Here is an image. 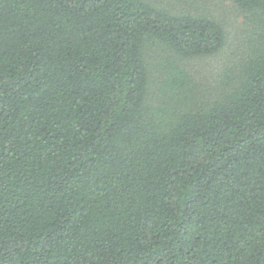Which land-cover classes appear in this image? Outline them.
<instances>
[{
    "label": "trees",
    "instance_id": "16d2710c",
    "mask_svg": "<svg viewBox=\"0 0 264 264\" xmlns=\"http://www.w3.org/2000/svg\"><path fill=\"white\" fill-rule=\"evenodd\" d=\"M233 82L184 60L227 41L150 0H0V264H264V0Z\"/></svg>",
    "mask_w": 264,
    "mask_h": 264
},
{
    "label": "rangeland",
    "instance_id": "374dc122",
    "mask_svg": "<svg viewBox=\"0 0 264 264\" xmlns=\"http://www.w3.org/2000/svg\"><path fill=\"white\" fill-rule=\"evenodd\" d=\"M156 6L173 12L204 13L215 18L224 26L227 41L224 48L211 56L184 60L192 76L198 94L211 97L222 86L233 82L242 61L258 44L260 27L249 13L238 8L232 0H150Z\"/></svg>",
    "mask_w": 264,
    "mask_h": 264
}]
</instances>
